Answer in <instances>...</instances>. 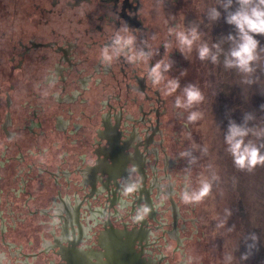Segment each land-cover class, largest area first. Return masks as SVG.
I'll list each match as a JSON object with an SVG mask.
<instances>
[{"label": "flooded vegetation", "instance_id": "af4514ba", "mask_svg": "<svg viewBox=\"0 0 264 264\" xmlns=\"http://www.w3.org/2000/svg\"><path fill=\"white\" fill-rule=\"evenodd\" d=\"M6 1L0 131L7 143L0 166L39 221L28 246L17 247L6 241L7 218H28L13 209L0 215L1 247L16 264H187L191 222L197 224L183 212L190 180L180 153L191 129L189 110L175 107L187 75L168 31L188 27V2ZM125 26L136 48L151 52L146 64L123 56L102 61L101 50ZM161 59L174 61L167 76L179 78L181 88L173 96L147 77ZM129 172L132 193L124 191Z\"/></svg>", "mask_w": 264, "mask_h": 264}, {"label": "rangeland", "instance_id": "374dc122", "mask_svg": "<svg viewBox=\"0 0 264 264\" xmlns=\"http://www.w3.org/2000/svg\"><path fill=\"white\" fill-rule=\"evenodd\" d=\"M0 1L3 5L0 9L1 35L7 29L5 14L8 3L6 0ZM186 1L188 27L198 25L201 31V40L197 45L207 42L211 46L222 36L234 33L233 26L228 25L223 18V9H218L222 12V18L218 22H210L207 19L208 9L218 7L219 0ZM256 38L264 47V36ZM196 47L194 45L191 52L186 49L183 51L187 75L184 84H195L204 94L203 102L191 109L203 113V119L189 124L190 139L182 150L185 152L190 149L196 162L192 168L188 158H182L190 180L187 188H198L201 180L211 178L214 173L220 179L213 182L212 192L201 203L183 202V212L197 224V228L194 229V222H191L190 231H194L195 238L193 243H186L191 256L186 261L187 264H225V256L231 255L233 257L231 264H264V167L258 166L253 172L238 170L231 155L226 151L224 141L229 119L241 123L244 112H254L257 116L256 124L264 126V112L261 111V106L264 105V91L259 85L244 84L243 77L235 69H225L223 56L216 65L210 61H200ZM222 47L227 50L228 44L223 43ZM261 57V66L264 67V52L261 53ZM261 79L264 80V74L261 75ZM5 101L6 95L0 94L3 108ZM0 112L1 130L5 111L0 109ZM6 143V137L0 131V164H4L6 159ZM7 174L8 171L0 166V215L5 217L8 210L13 209L15 215L29 220L26 223L18 221L16 217L7 218L9 225L4 229L3 223L0 222V264H16L17 256L12 257L7 248L1 247V230L6 231L7 243L27 247L28 241H32V236L36 234L34 228L39 219H32L28 215L27 207H23L25 200L20 199L21 194L10 190L9 186L12 187L14 184ZM38 184L39 179H36L34 187L36 188ZM6 202L15 204L7 206ZM229 211L230 216L227 215ZM224 221L225 226L218 228L217 224ZM253 232L259 236V243L249 259L241 261L240 256L247 251L245 241Z\"/></svg>", "mask_w": 264, "mask_h": 264}, {"label": "clouds", "instance_id": "9594fccd", "mask_svg": "<svg viewBox=\"0 0 264 264\" xmlns=\"http://www.w3.org/2000/svg\"><path fill=\"white\" fill-rule=\"evenodd\" d=\"M225 22L233 26L234 33L222 36L220 40L211 46L207 42L199 43L201 31L198 25L189 26L184 30L169 28L168 35L174 36L181 53L186 49L188 52L196 47L200 61H210L213 65L220 63L223 56V67L225 69H235L243 77V83L256 86L259 85L264 91V67L261 66V53L264 47L256 37L264 36V0H219L218 7L208 9L207 19L210 22H218L222 18ZM122 33H127L123 35ZM223 43L228 44L227 50L222 47ZM171 45H165L170 47ZM123 56L130 64L140 62L147 63L151 58V52H146L142 48H136V37L130 33L125 26L122 27L113 37L111 45L101 50V59L105 63L111 64L114 60ZM174 61L165 62L158 60L147 70V77L153 87L160 88L162 95L173 96L181 88L180 80L176 77H168ZM204 94L195 84L186 85L180 95H175V107L178 109L191 110L197 104L202 103ZM264 112V105L261 106ZM203 119V113L197 110L188 111L187 122L195 123ZM257 116L254 112H244L243 120L237 123L229 119L227 130L225 131L224 141L227 146L226 151L231 155L234 166L240 171L253 172L258 166L264 167V126L256 124ZM206 152L207 149L205 148ZM182 158H188L189 163L195 159L190 151L180 153ZM220 177L215 173L211 178L200 181L199 187L195 189L186 188L181 193V199L186 204L201 203L210 195L213 189V182ZM136 190V184L131 180V172L126 179L124 191L132 193ZM144 212L150 211L148 208ZM227 215H231L229 211ZM226 221L218 223V228H223ZM259 236L250 233L245 241L247 251L240 256L241 261L249 259L253 249L259 243ZM225 264H231L233 257L225 256Z\"/></svg>", "mask_w": 264, "mask_h": 264}, {"label": "water", "instance_id": "95a60500", "mask_svg": "<svg viewBox=\"0 0 264 264\" xmlns=\"http://www.w3.org/2000/svg\"><path fill=\"white\" fill-rule=\"evenodd\" d=\"M170 248H171V247H170ZM170 248H168V251H166L165 254H167V252L170 253V250H171ZM169 249H170V250H169ZM179 259H180V256H179V255L176 256V259H175L176 262H178ZM131 264H132V263H131Z\"/></svg>", "mask_w": 264, "mask_h": 264}]
</instances>
